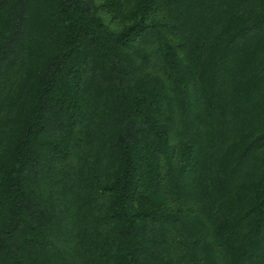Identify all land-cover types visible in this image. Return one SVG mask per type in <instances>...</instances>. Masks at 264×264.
<instances>
[{
	"label": "trees",
	"instance_id": "1",
	"mask_svg": "<svg viewBox=\"0 0 264 264\" xmlns=\"http://www.w3.org/2000/svg\"><path fill=\"white\" fill-rule=\"evenodd\" d=\"M0 264H264V0H0Z\"/></svg>",
	"mask_w": 264,
	"mask_h": 264
}]
</instances>
